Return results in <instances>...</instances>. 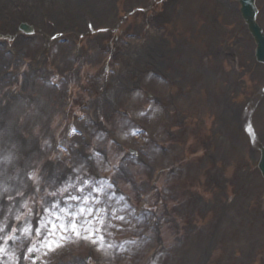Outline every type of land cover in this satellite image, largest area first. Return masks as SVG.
<instances>
[{"label": "rangeland", "instance_id": "obj_1", "mask_svg": "<svg viewBox=\"0 0 264 264\" xmlns=\"http://www.w3.org/2000/svg\"><path fill=\"white\" fill-rule=\"evenodd\" d=\"M1 1L0 34L17 40L0 39V52L8 59L0 73L12 70L11 79L0 82V240L8 233L15 239L7 238V246L23 244L27 235L22 229L37 200L48 201L43 195L53 196L75 166L100 174L97 149L119 161L115 177L134 202L151 191L149 178L166 169L159 184L167 202L162 204L165 222L154 241L134 255L133 264H148L140 257L154 245L163 252L157 264H264V179L259 152L243 126L251 99L264 87V64L255 58L256 44L239 3L108 0L109 14L96 18L83 0H72L75 7L63 0ZM257 6L264 27V0ZM30 9L40 13L32 15ZM52 11L59 24L50 19ZM24 21L35 27L32 36L19 30ZM155 32L161 36L160 54L129 53L134 44L147 48ZM57 34L65 40L51 48ZM117 49L120 55H114ZM56 73L65 76L62 85L48 86V77ZM146 92L156 97L150 117L139 113L150 107ZM259 105L254 128L264 142V98ZM87 112L97 123L82 124L79 115ZM130 121L151 127L153 140L160 143L150 158L146 139L124 132ZM233 121L236 130L227 132ZM73 122L84 135L71 146L65 133ZM98 130L113 142L97 139ZM56 141L69 148H57L63 142ZM129 147L137 155L122 157ZM12 222L16 226L9 231ZM90 247L73 244L53 263L76 251L87 254ZM64 260L87 264L83 256Z\"/></svg>", "mask_w": 264, "mask_h": 264}, {"label": "snow or ice", "instance_id": "obj_2", "mask_svg": "<svg viewBox=\"0 0 264 264\" xmlns=\"http://www.w3.org/2000/svg\"><path fill=\"white\" fill-rule=\"evenodd\" d=\"M249 128H251V126L249 125ZM142 132V129H133L130 134L135 136V135H139ZM71 134L74 135H79L80 133H78V131L73 128ZM254 134V133H253ZM102 138V134L101 137ZM97 155V154H94ZM78 171V170H77ZM89 181L91 183V178H89ZM85 181L83 179H80V183L83 184ZM102 183V182H101ZM75 185L68 183L66 184L64 187L59 188L58 191L52 193L53 197H57L62 193H65L68 191L69 188L75 189ZM110 187H114V185H110ZM102 187H98L95 189V191L102 192ZM6 191V190H5ZM80 192H84L85 189L84 188H80L79 189ZM91 187L89 188V197H85V202L87 203L89 201V199L91 198ZM72 200H78V197H71ZM25 207H27V205H25ZM54 208H59L60 205L57 203L55 205H53ZM91 211L93 214H95V209H90L87 207H81L79 209V213H84V212H89ZM49 215L46 218H43L41 220H39L37 226L35 229H33L31 226H24L22 231L27 235V236H31L33 231H39L40 229H44L45 230V235L42 236L41 238V243L43 245L44 248H46L49 252L55 251L58 248H60L62 245L60 244V240H65L68 239L65 235L67 229H68V224L64 222L65 217L61 216L59 214V212H54L51 209L48 210ZM63 212L65 214L69 213V209L64 208ZM79 213H77V215H79ZM54 217V218H53ZM21 217H17V219H20ZM118 219L123 220V217H117ZM99 219V217H98ZM59 221V223H58ZM4 231L3 227H0V232ZM9 231H11V229H9ZM71 231L77 236V237H81V231L78 228V225L76 223H72L71 224ZM60 232V238L59 240L56 239V233ZM90 236L91 237H95L96 236V230L92 229L90 232ZM9 240L15 239L14 236H8L7 237ZM83 239H89V236H85L83 237ZM101 239H103V237H101ZM26 254L24 255V259H29L31 258L33 260V264H36V252L37 249L35 247H28L26 250ZM0 253H4L5 255H7V251L4 247L0 246Z\"/></svg>", "mask_w": 264, "mask_h": 264}, {"label": "bare ground", "instance_id": "obj_3", "mask_svg": "<svg viewBox=\"0 0 264 264\" xmlns=\"http://www.w3.org/2000/svg\"><path fill=\"white\" fill-rule=\"evenodd\" d=\"M0 2H2V1L0 0ZM62 2L65 4V6L72 5L73 7H75V3H74V1L72 3V0H63ZM102 2H103V0H83L82 3L85 4V6L87 7V9H89L91 14H94L95 17L98 18L99 16L102 17V16H107L109 14V8H108L109 1L107 0L105 5ZM42 12H46V10H43ZM30 13L32 15H37L40 13V11L38 9H35V10L30 9ZM52 14H53L52 16L50 14V19H52V21H54L55 23L59 24V18H58V16H56L55 11H52ZM19 43L23 44V42L21 40L19 41ZM161 44H162L161 36L157 32H155V34L153 35V38L150 41L147 48L141 50L138 46H135V44H134L131 47L132 51L129 53H134V55L136 57H138V56L144 55V53L146 51L151 50V52H152V50H154L160 54ZM25 45L27 46V44H25ZM134 46H135V48H134ZM7 60H8L7 57H4L3 54L0 52V66H2V64L5 63ZM137 62H139V61H137ZM118 89H116V90H118ZM1 117H2V115H1ZM2 119H3V117H2ZM229 127H230L229 129H231L229 132L232 133V130L235 131L236 130L235 129L236 128L235 121H233ZM74 137H75V139L78 138V136H74ZM78 141H79V138H78ZM76 264H78V263H76Z\"/></svg>", "mask_w": 264, "mask_h": 264}, {"label": "water", "instance_id": "obj_4", "mask_svg": "<svg viewBox=\"0 0 264 264\" xmlns=\"http://www.w3.org/2000/svg\"><path fill=\"white\" fill-rule=\"evenodd\" d=\"M242 1L244 2L245 0H242ZM247 9H249L250 12L253 11V10H254V8H253V4L251 5V8L246 7V10H245V8H244V11H245L246 14H247V13H250L249 10H247ZM259 39H260V41H261L262 43L264 42V38H263V36L259 35ZM262 158H263V162H262V163H264V157H262ZM262 168L264 169V164H263V167H262ZM263 171H264V170H263Z\"/></svg>", "mask_w": 264, "mask_h": 264}, {"label": "clouds", "instance_id": "obj_5", "mask_svg": "<svg viewBox=\"0 0 264 264\" xmlns=\"http://www.w3.org/2000/svg\"><path fill=\"white\" fill-rule=\"evenodd\" d=\"M4 159H5V160H8V159H10V157H7V156H6V157H4Z\"/></svg>", "mask_w": 264, "mask_h": 264}]
</instances>
